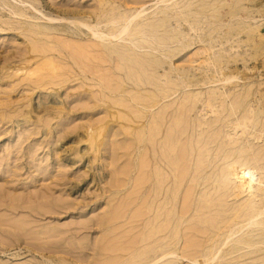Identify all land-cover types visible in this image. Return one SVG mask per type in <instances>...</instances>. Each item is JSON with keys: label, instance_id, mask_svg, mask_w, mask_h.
Listing matches in <instances>:
<instances>
[{"label": "rangeland", "instance_id": "1", "mask_svg": "<svg viewBox=\"0 0 264 264\" xmlns=\"http://www.w3.org/2000/svg\"><path fill=\"white\" fill-rule=\"evenodd\" d=\"M263 169L264 0H0V264H264Z\"/></svg>", "mask_w": 264, "mask_h": 264}, {"label": "bare ground", "instance_id": "2", "mask_svg": "<svg viewBox=\"0 0 264 264\" xmlns=\"http://www.w3.org/2000/svg\"><path fill=\"white\" fill-rule=\"evenodd\" d=\"M185 17H186V16H185ZM218 18H219V17H218ZM136 29H137V28H136ZM112 30H113V29H112ZM109 31H111V30H109ZM117 32H118V31H117ZM115 34H116V33H115ZM142 34H143V33H142ZM113 36H114V35H113ZM142 36H143V35H142ZM144 36H145V35H144ZM146 36H147V35H146ZM129 37H130V36H129ZM140 37H141V36H140ZM133 38H134V37H133ZM139 39H140V38H139ZM110 43H111V42H110ZM107 44H108V43H107ZM77 45H78V44H77ZM109 45H110V44H109ZM69 48H70V47H69ZM128 48H129V47H128ZM37 49H38V48H37ZM66 50H67V49H66ZM131 51H132V50H131ZM80 52H81V51H80ZM81 55H82V54H81ZM230 58H231V57H230ZM96 61H97V60H96ZM25 62H26V61H25ZM44 62H45V61H44ZM52 62H53V61H52ZM46 63H47V62H46ZM48 63H49V62H48ZM38 66H39V65H38ZM52 66H53V65H52ZM54 66H55V65H54ZM58 66H59V65H58ZM58 66H57V67H58ZM42 67H43V66H42ZM53 68H55V67H53ZM53 68H52V69H53ZM97 69H98V68H97ZM59 70H60V69H59ZM69 70H70V69H69ZM33 71H34V70H33ZM48 71H49V70H48ZM57 72H58V70H57ZM17 73H18V72H17ZM108 73H109V72H108ZM54 74H55V73H54ZM32 76H33V75H32ZM95 76H96V75H95ZM95 76H94V77H95ZM36 77H37V76H36ZM48 77H49V76H48ZM52 78H53V77H52ZM39 79H40V78H39ZM49 79H50V78H49ZM227 79H228V78H227ZM36 82H37V81H36ZM46 82H47V81H46ZM58 82H59V81H58ZM38 84H39V83H38ZM41 84H42V83H41ZM41 84H40V85H41ZM53 85H54V83H53ZM43 86H45V85H43ZM88 88H89V87H88ZM95 93H96V92H95ZM211 96H212V95H211ZM145 110H146V109H145ZM236 111H237V110H236ZM249 111H250V110H249ZM252 113H253V111H252ZM165 114H166V113H165ZM158 116H159V115H158ZM161 116H162V115H161ZM252 117H253V116H252ZM252 117H251V118H252ZM153 122L156 123L155 121H153ZM241 123H242V122H241ZM152 124H153V123H152ZM160 125H161V124H160ZM156 126H157V123H156ZM151 127H152V128H150V129H152V132L149 131V132H151V135H152L153 131H154L153 134H157V131L155 132V130H156V129L158 130V128H154V126H152V125H151ZM160 127H162V126H160ZM102 128H103V126H102ZM216 128H217V127H216ZM153 129H155V130H153ZM159 129H160V128H159ZM218 129H219V128H218ZM98 130H99V129H98ZM160 130H161V129H160ZM249 130H250V129H249ZM126 131H127V130H126ZM245 131H246V130H245ZM97 132H98V131H97ZM99 132H100V131H99ZM159 132H160V135H161V134H162L161 131H159ZM212 132H213V131H212ZM93 133H95V132L93 131ZM93 133H92V134H93ZM180 133H181V132H180ZM97 134H98V133H97ZM149 134H150V133H149ZM262 134H263V133H262ZM160 135L158 134V137H159ZM94 136H95V135H94ZM149 136H150V135H149ZM155 136H156V135H152V136H150V137L154 138V140H155V139H157V138H156L157 136H156V137H155ZM212 136H213V135H212ZM89 137H90V136H89ZM169 138H170V137H169ZM179 138H180V137H179ZM252 138H253V137H252ZM259 139H260V138H259ZM179 140H180V139H179ZM254 140H255V139H254ZM152 141H153V139H152ZM154 142H155V141H154ZM173 142H174V141H173ZM178 142H179V141H178ZM180 142H181V141H180ZM183 142H184V141H183ZM209 142L211 143L210 140H209ZM210 143H209V144H210ZM153 144H154V143H153ZM177 144H178V143H177ZM209 144H208V146H209ZM228 144H229V143H228ZM170 145H171V144H170ZM175 145H176V143H175ZM180 145H183V144H180ZM217 146H218V145H217ZM173 147H176V146L173 145ZM184 147H185V146H184ZM231 147H232V146H231ZM169 148H170V146H169ZM181 148H182V147H180V151H181L180 154H181V153L183 154V153H184V152H183L184 149L182 148V149H183V151H182ZM206 148H207V147H206ZM233 148H234V147H233ZM176 149H177V148H176ZM192 149H193V148H192ZM208 149H209V148H208ZM208 149H207V151H209ZM217 149H218V148H217ZM185 150H186V149H185ZM222 150H223V149H222ZM222 150H221V151H222ZM173 151H174V150H173ZM178 151H179V148H178ZM201 151H202V150H201ZM201 151H200V152H201ZM210 151H211V150H210ZM218 151H219V150H218ZM248 152H249V150H248ZM176 153H179V152H176ZM201 153H203V151H202ZM204 153L206 154V152H204ZM241 153H242V152H241ZM180 154H178V156H177L178 158H176V157H175V158H176V160L178 159L177 161L179 162V160H180V159H179V156H182V159H183V160H180V161H181V163H184V161H186V159H187V158H186V157H187V154H186V153L183 154V155H186V157L184 156V157L186 158L185 160H184V158H183V155H182V154L180 155ZM207 154H208V152H207ZM209 154H211V152H209ZM209 154H208L207 156H209ZM228 154H229V153H228ZM228 154H227V155H228ZM173 155H174V152H173ZM204 157H205V155H204ZM210 157H211V156H209V160H210ZM175 158H174V159H175ZM217 158H218V156H217ZM224 158H226V157H224ZM227 158H228V157H227ZM251 158H252V157H251ZM253 158H254V157H253ZM207 159H208V158L206 157V160H207ZM242 159H243V158H242ZM216 160H217V159H216ZM159 161H160V160H159ZM170 161H171V160H170ZM182 161H183V162H182ZM207 161H208V160H207ZM213 161H214V160H213ZM243 161H244V160H243ZM178 162H177V163H178ZM221 162H222V161H221ZM240 162H241L242 165L240 164ZM240 162H239V163L235 162V163H236L235 165H236V166H239V165L244 166L243 164H246V166H248L247 163H245L246 160H245L243 163H242V160H240ZM257 162H258V161H257ZM146 163H147V162H146ZM172 163H173V162H172ZM181 163H178V164H179L178 167H180V165H181V166H184V164L182 165ZM164 164H165V163H164ZM170 164H171V163H170ZM208 164H209V162H208ZM211 164H213V163L211 162V163H210V166H212ZM233 164H234V163H233ZM237 164H239V165H237ZM229 165H230V164H229ZM231 165H232V164H231ZM169 166H170V165H169ZM173 166H174V165H173ZM175 166H176V165H175ZM208 166H209V165H208ZM227 166H228V165H227ZM148 167H149V166H148ZM170 167H171V166H170ZM214 167H215V166H214ZM216 167H217V166H216ZM216 167H215V168H216ZM225 167H226V166H225ZM239 167H240V166H239ZM146 168H147V167H146ZM157 168H158V167H157ZM174 168H176L175 171H176L177 173L180 171L181 168H182L181 171H185V170H183V167H180V169L177 168V167H174ZM208 168H209V167H208ZM222 168H223V167H222ZM233 168H235L236 170L238 169V171L241 172V170H239V168H236L235 166H234ZM233 168L231 167V170H232ZM240 168H241V167H240ZM244 168H245V166H244L243 168H241V169H242V172H245V176H247L246 174H248L251 170L249 169V170H250V171H249V170L247 169V171H249V172H246V171L243 170ZM160 169H161V168H160ZM171 169H172V168H171ZM245 169H246V168H245ZM156 170H157V169H156ZM231 170H230V171H231ZM263 170H264V169H263ZM263 170H262V171H263ZM158 171H159V169H158ZM161 171H162V170H160V172H161ZM167 171H168V170H167ZM224 171H225V170H224ZM226 171H227V169H226ZM230 171L228 170L227 173H228V174H232V173H234V172H230ZM234 171H235V170H234ZM222 172H223V171H222ZM242 172H241V173H242ZM251 172H252V171H251ZM251 172H250V173H251ZM162 173H164V172H162ZM177 173L174 172V174H177ZM182 173H183V172H181V173H179V174H182ZM227 173L225 174V177H223V178H219L221 175L217 174V175H218V176H217V179H216V178H215V179L218 180V178H219V180H220V181L218 180V181H219V182H218V186H220L219 183H221V179H222V184H221V185H222V186H223V185H226V184L223 183V180L226 178V175H227V178H228L229 176H231V175L228 176ZM237 173H239V172L235 171L234 174L240 176L241 173H240V174H237ZM156 174H157V173H156ZM179 174H178V175H179ZM234 174H233V175H234ZM158 175H160V174H158ZM158 175H157V176H158ZM171 175H172V174H171ZM178 175H177V176H178ZM182 175H183V174H182ZM182 175H179L178 177H181ZM222 175L224 176V174H222ZM236 175H235V177H236ZM241 175H242V174H241ZM243 175H244V174H243ZM243 175H242V178H244ZM148 176H149V175H148ZM157 176H156V177H157ZM173 176H174V175H173ZM173 176H172V177H173ZM212 176H214V175H212ZM158 177H159V176H158ZM175 177H176V176H175ZM215 177H216V174H215ZM240 177H241V176H240ZM167 178H168V176H167ZM182 178H183V176H182ZM212 178H213V177H212ZM237 178H239V177H237ZM148 179H149V178H148ZM148 179H147V180H148ZM156 179H157V178H156ZM164 179H165V178H164ZM178 179H179V178H178ZM178 179H176V180L179 182ZM197 179H198V178H197ZM197 179H196V180H197ZM229 179H230V178H228V180L226 179L227 182L229 181ZM135 180H136V179H135ZM168 180H169V179H168ZM168 180H167V181H168ZM176 180H175V181H176ZM210 180H211V178H210ZM210 180H209V181H210ZM216 180H215V181L213 180V183H215ZM226 180H224V182H225ZM242 180H244V179H242ZM242 180H240L241 183L244 182V181H242ZM138 181H139V180H138ZM193 181H194V180H193ZM230 181H231V180H230ZM235 181H236V180H235ZM161 182H162V181H161ZM194 182H195V181H194ZM199 182H200V181L197 180V182H195V183L199 184ZM115 183H116V182H115ZM166 183H167V182H166ZM166 183H165V184H166ZM180 183H181V179H180ZM201 183H202V182H201ZM204 183H205V182H203V183L200 184V185H203ZM225 183H226V182H225ZM163 184H164V183H163ZM197 184H196V187H199V186H197ZM205 184H207V183H205ZM210 184H212V182H211ZM216 184H217V183H216ZM258 184H259V182H258ZM116 185H117V184H116ZM157 185H158V184H157ZM177 185H179V184H177ZM212 185H213V184H212ZM214 185H215V184H214ZM214 185H213V186H214ZM245 185H246V184H245ZM245 185L243 184V186H245ZM247 185H248V184H247ZM161 186H162V185H161ZM181 186H182V185H180V187H177V188L175 189L176 192H178V195H179V193H181V192H180V191H181V188H182ZM213 186H211V187H213ZM222 186H221V188H222L221 190L223 191V190H225L226 187H225V186L222 187ZM237 186H238V185H237ZM239 186H240V185H239ZM258 186H259V185H258ZM173 187H174V186H173ZM216 187H217V186L215 185L214 188L216 189ZM228 187H229V186H228ZM245 187H246V186H245ZM156 188H158V187H155V189H156ZM239 188H240V187H239ZM241 188H243V187L241 186ZM155 189H154V190H155ZM217 189H220V187H219V188L217 187ZM226 189H227V188H226ZM133 190H134V189H133ZM166 190H167V189H166ZM246 190H248V189H246ZM167 191H168V190H167ZM167 191H166V192H167ZM153 192H154V191H153ZM158 192H159V191H158ZM169 192H170V191H169ZM188 192H189V193L187 194V192H186L184 196L186 197L187 195L190 194V196H191V198H192L191 193L193 194L194 191H191V192H190V190H188ZM227 192H228V191H227ZM130 194H131V193H130ZM155 194H156V193H155ZM160 194H161V193H160ZM181 194H182V193H181ZM182 195H183V194H182ZM184 196H182V197H184ZM190 196H189V197L187 196L188 198H185V197H184V199H185L184 201H186V203L189 204V205H190L191 202H194V201H191ZM173 197H174V195H173ZM155 198H156V197H155ZM175 199H176V197H175ZM177 199H178V198H177ZM186 199H188V200L190 199V203H189ZM155 200H157V199H155ZM182 200H183V199H181V202H182ZM211 200H212V199H210L209 201H211ZM222 200H224V199H222ZM179 201H180V200H178V201L176 200L177 203H179ZM184 201H183V202H184ZM209 201H208V205H210V206L206 205V206H208V209H209V207L212 206V203H213V201H212L211 204H210ZM133 202H134V201H133ZM183 202L181 203V205H183V206L185 207V206H186V205H184L185 202H184V203H183ZM206 202H207V201H206ZM154 203H155V202H154ZM133 204H134V203H133ZM170 204H171V203H170ZM191 204H192V203H191ZM193 204H195V203H193ZM168 205H169V204H168ZM176 205H177V204H176ZM176 205H174V206H176ZM213 205H215V204L213 203ZM218 205L220 206V204H218ZM130 206H131V205H130ZM140 206H141V205H140ZM178 206H179V205H178ZM190 206H191V205H190ZM119 207H120V206H119ZM165 207H166V204H165ZM187 207H188V205H187ZM212 207H213V206H212ZM217 207H218V206H217ZM217 207H216V208H217ZM152 208H153V207H152ZM182 208H183V207H181V208H179V209H182ZM191 208H192V207H190V211L188 210L189 212H186L187 210H185V213H190V212L192 213V210H193V209L191 210ZM194 208H195V207H194ZM202 208H203V207H202ZM255 208H256V207H255ZM179 209H178L177 211H175L174 214L177 213L178 216L183 220V218H184L183 216H185L186 214H184V213L182 212V211H184V210H181V212H180ZM185 209H186V207H185ZM188 209H189V208H188ZM204 209H206L205 206H204ZM259 209H260V208H259ZM209 210H211V209H209ZM209 210H208V211H209ZM252 210H253V209H252ZM256 210H258V208H256L254 211H256ZM167 211H168V210H167ZM193 211H194V210H193ZM203 211H204V213L207 212L208 215L211 216V213L209 214L208 211H205V210H203ZM203 211H201V212H203ZM254 211H252V212H254ZM261 211H262V212H261ZM261 211L259 210V213L257 212L258 214L256 213L257 215H255V217H254V215H253L255 212H254L253 214L249 212V215H252L253 217H252V216H249V218L247 217L248 219L245 218V219H244V220H245L244 222H247V221H248V223H249V222H251L253 219L256 220L257 216H259V215L262 216V215L264 214V209H263V210L261 209ZM207 213H206V214H207ZM216 213H217V212H216ZM218 213H219V212H218ZM244 213H245V212H244ZM159 214H161V213H159ZM168 214H169V213H168ZM182 214H183V215H182ZM246 214H247V213H246ZM113 215H114V214H113ZM162 215H163V214H162ZM169 215H170V214H169ZM208 215H206V218H204V219H209V218L207 217ZM160 216H161V215H160ZM175 216H177V215H175ZM202 216L205 217L204 214H202ZM182 217H183V218H182ZM199 217H200V216H199ZM203 217H200V219L203 218ZM111 218H112V217H111ZM157 218H158V217H157ZM157 218H155V219L157 220ZM158 219H159V218H158ZM160 219H161V218H160ZM167 219H168V218H167ZM197 219H198V218H197ZM257 219H258V218H257ZM182 220H181V221H182ZM198 220H199V219H198ZM115 221H116V220H115ZM158 221H159V220H158ZM178 221H179V219H178ZM256 221H258V220H256ZM182 222H183V221H182ZM182 222H179V223L177 224L176 228H174V229H175V237H176V240H174V241L172 240L173 242H171V243H173V244H172V245L169 244V246H167V248H166L165 250H163V248H162V251H161V252H162V254H164V256L167 255V254H175V255H176V253H177L178 251L181 250V249L179 248V246H180V241H181V238H182V237L180 236V234H181L182 232H184V230H185V228H184V230L182 229V227H183ZM205 222H206V221H205ZM252 222H253V221H252ZM254 222H255V221H254ZM157 223H159V222H157ZM166 223H167V222H166ZM255 223H256V226H258V225H259V226L262 225V227L264 226V220H261V221L259 220V222H255ZM168 224H169V223H168ZM168 224L165 225V220H164L163 225H162V224H161V221H160V225L158 224L159 226H157V225L155 226V224H154V225H152V226H153V229L151 228L150 230H154L155 233L157 232V233H159V234H160V233H164V232H166V231L168 230L167 228L170 227V226L167 227ZM183 224H184V223H183ZM209 224H210V223H209ZM221 224H222V223H221ZM249 224H250V223H249ZM169 225H170V224H169ZM175 225H176V224H175ZM240 225H241V224H240ZM247 225H248V224H247ZM251 225H252V223L250 224V226H251ZM254 225H255V224H254ZM190 226H191V225H190ZM206 226H207V225H206ZM210 226H211V225H210ZM259 226H258V227H259ZM174 227H175V226H174ZM192 227H193V226H192ZM192 227H189V228H192ZM231 227H233V226L231 225ZM238 227H239V226H238ZM245 227H247V226H245ZM260 227H261V226H260ZM260 227H259V228H260ZM137 228H138V227H137ZM154 228H155V229H154ZM189 228H188L187 230H190ZM216 228H217V227H216ZM248 228H249V227H248ZM263 228H264V227H263ZM193 229H194V228H193ZM236 229H237V228H236ZM241 229H242V228H241ZM171 230H172V229H171ZM187 230H186V231H187ZM191 230H192V229H191ZM191 230H190V231H191ZM232 230H233V229H230V232H229L230 235H229L228 232H227L225 235H223V237H221V238H223V240L220 241V242L217 241V242H218L217 244H216V242H215V239L211 240L212 243H213V241H214V243H215L216 245H219V246H216V245L213 246V245L211 244V246L208 247L209 249L212 248L211 251H210V253H209V256H208V257H210L209 260H211V259L213 258V256L215 255V252H216V254H217V252L219 251V249H220V247L222 246V244L227 243L226 241H227V240L231 237V235H232V234H231V233L233 232ZM247 230H248V229H247ZM112 231H113V230H112ZM154 231H153V233H154ZM196 231H197V229H196ZM205 231H206V230H205ZM205 231L203 232V233H205V234L202 235V236L205 235L204 237L201 236V233H202V232H199V231H198V232L200 233V236H201L203 239H204L205 237H207L206 239H208V240H207L208 243H211V241L209 242V240H210L211 237H214V236H212V234H209L210 232L206 233ZM231 231H232V232H231ZM239 231H240V233H241V230H240V229H239ZM248 231H249V230H248ZM153 233H152V235H153ZM155 233H154V235H155L154 237L157 236V233H156V234H155ZM212 233H213V231H212ZM236 233H237V232H236ZM238 233H239V232H238ZM149 234H150V233H149ZM184 234H185V233H184ZM213 234H214V233H213ZM233 235H234V232H233ZM233 235H232V236H233ZM152 237H153V236H152ZM154 237H153V238H154ZM175 237H173V238H175ZM186 237H187V235H186ZM116 238H117V237H116ZM195 238H196V237H195ZM195 238H194V239H195ZM215 238H216V236H215ZM231 238H233V237H231ZM110 239H111V238H110ZM246 239H247V237H246L245 239L243 238V239H242V242H244ZM111 240H112V239H111ZM187 240H188V239H187ZM219 240H220V239H219ZM123 241H124V240H123ZM133 241H134V240H133ZM229 241H230V239H229ZM187 242H188V241H187ZM205 242H206V241H205ZM246 242H248V240H246ZM106 243H107V242H106ZM128 243H129V242H128ZM188 243H189V242H188ZM188 243H187V245H189ZM190 243H191V242H190ZM194 243H195V242H193L192 244H194ZM248 243H250V242H248ZM192 244H191V245H192ZM195 244H197V243H195ZM200 244H201V243H200ZM200 244H199V245H200ZM235 244H236V243H235ZM119 245H120V242H119ZM199 245H198V246H199ZM204 245H205V244H204ZM165 246H166V245H165ZM189 246H190V245H189ZM189 246H187V247L189 248ZM200 246H201V245H200ZM225 246H227V245L225 244ZM240 246H241V245H240ZM261 246H262V245H261ZM160 247H161V246H160ZM175 247H176L177 249H176ZM194 247H196V246H194ZM194 247H193V248H194ZM256 247H257V246H256ZM113 248H114V247H113ZM181 248H182V247H181ZM191 248H192V247H191ZM191 248H190V249H191ZM196 248H198V247H196ZM201 248H202V247H201ZM222 248H223V247H222ZM194 249H195V248H194ZM202 249H203V248H202ZM197 250H199V248H198ZM197 250H196V251H197ZM226 250H227V249H226ZM130 251H131V250H130ZM159 251H160V250H159ZM183 251H184V250H183ZM194 251H195V250H194ZM120 252H121V251H120ZM221 252H222V251H221ZM197 254H198V253H197ZM220 254H221V253H220ZM238 254H239V252H238ZM193 255H194V254H193ZM164 256H162V257H164ZM190 256H191V255H190ZM160 257H161V256H160ZM168 257H169V256H167V258H168ZM191 257H192V256H191ZM191 257H190V258H191ZM193 257H195V255H194ZM193 257H192V258H193ZM164 258H166V257H164ZM192 258H191V259H192ZM65 260H66V259H65ZM209 260H208V262H210ZM213 260H215V257H214ZM213 260H212V261H213ZM156 261H157V260H156ZM197 261H199V260H197ZM212 261H211V264H212ZM64 262H65V261H64ZM140 262H141V261H140ZM140 262H139V264H140ZM143 262H144V261H142L141 263H143ZM208 262H206V264H207ZM104 263H105V262H104ZM147 263H149V262H146V264H147ZM153 263H154V262H153ZM149 264H150V263H149Z\"/></svg>", "mask_w": 264, "mask_h": 264}]
</instances>
